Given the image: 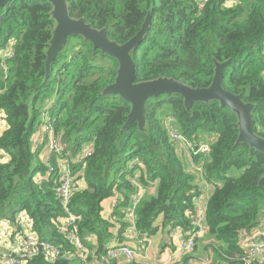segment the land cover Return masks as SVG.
I'll use <instances>...</instances> for the list:
<instances>
[{
    "label": "trees",
    "instance_id": "16d2710c",
    "mask_svg": "<svg viewBox=\"0 0 264 264\" xmlns=\"http://www.w3.org/2000/svg\"><path fill=\"white\" fill-rule=\"evenodd\" d=\"M72 19L84 18L109 38L125 44L150 17L144 40L132 52L136 82L172 78L192 88H208L216 63H227L223 88L256 106L255 131L264 138V0H67ZM53 6L45 0H11L0 11V51L9 46L14 56L0 69V110L7 129L0 149L8 156L0 164V219L16 223L26 212L42 242L74 248L59 233L67 217L55 190L58 176H46L40 159L45 146L34 150V136L43 116L53 126L76 160L70 166L78 188L70 200L77 217L78 236L94 254H101L112 239L114 224L102 217V202L121 196L114 216L121 232L130 225L126 209L136 192L133 181L155 196L142 198L136 207L139 235L153 236L162 219L168 226L188 231L185 212L193 209L205 182L213 188L208 200L207 239L217 244V260L244 264L240 234L264 224V154L237 144L238 118L218 101L195 103L189 109L180 95H161L146 102V130L134 122L123 129L131 104L119 95H102L115 82L118 61L80 36L69 37L46 77V60L56 23ZM50 103V104H49ZM174 128L187 141L211 147L209 156L195 157L204 176L187 171L183 143L171 139ZM207 136L212 142L206 143ZM88 154L83 155L84 147ZM53 165L57 160L53 159ZM241 172L229 177V173ZM41 173V180L35 176ZM199 179V181H198ZM95 238L96 244L91 239ZM197 249V246H196ZM195 251L190 254L193 255ZM189 255V256H190ZM28 264H69L61 258L48 262L43 254ZM252 264H264L256 260Z\"/></svg>",
    "mask_w": 264,
    "mask_h": 264
},
{
    "label": "built area",
    "instance_id": "2783aa9c",
    "mask_svg": "<svg viewBox=\"0 0 264 264\" xmlns=\"http://www.w3.org/2000/svg\"><path fill=\"white\" fill-rule=\"evenodd\" d=\"M209 0H200V8ZM239 0H228V4L232 5ZM14 56V49L5 51L2 55V60L7 61ZM3 68L7 71L5 62ZM2 111V110H0ZM4 113V111H2ZM0 114V123L4 121L3 113ZM5 115V113H4ZM46 116V115H45ZM6 120V116H5ZM38 130L44 131V135L48 137L46 150L50 154V160L48 165L47 177L56 174L58 176V184L56 186V196L63 205L67 217L60 219L61 227L58 229L59 233L66 239L72 248H74L73 254H79L80 259H87V249L78 236V221L80 217L75 216L69 207L70 200L74 196L75 192L80 188L78 180L73 175L71 169V162L76 159L72 157V153L67 150L62 140L61 134H55L53 126H50L46 120L38 127ZM4 129L0 125V137ZM169 134L172 140L177 144L183 143L186 150L188 163L187 171L194 174H200L204 176V166L196 165L195 157L202 155L207 157L211 153V147L207 144L195 145L193 142L187 141L181 134H179L174 128H169ZM89 147H84L83 155L81 158L88 154ZM1 150V149H0ZM4 152L3 150H1ZM55 156L57 165L51 164V157ZM7 160L6 155L0 154V164L5 163ZM35 180H41V173L35 176ZM199 181V179H198ZM208 186V183H204ZM133 185L136 188V192L130 196V205L126 209V221L130 223V227L135 228V212L139 202L144 198L145 189L139 181H133ZM207 206L203 196H198L194 199V207L191 210L185 212L187 221L192 226V230L187 232L185 238L181 239L176 253L179 257H186L192 254L197 246L198 238L204 236L208 232L207 224ZM167 230L173 235H177L181 230V227L168 226ZM15 237L16 244H11L6 248L1 247V241L6 238ZM69 237V238H68ZM150 236L143 235L141 245L146 248V245L150 244ZM239 246L243 251L242 260L244 264H252L256 260H264V224L260 227L253 228L252 230H245L240 234ZM143 251V249H142ZM141 251L133 249L126 245H115L112 247H106L105 250L98 255V261L100 264H111L119 261L122 258L128 262H135V260L141 256ZM43 254L45 259L51 262H56L61 258L70 257L71 252H65L62 246L56 245L52 242H42L38 233L34 230L33 222L27 219L22 224H18L17 221L12 227L8 225L6 220H3L0 225V264H28L35 256ZM143 264H168V262H162L157 260L144 261Z\"/></svg>",
    "mask_w": 264,
    "mask_h": 264
},
{
    "label": "water",
    "instance_id": "95a60500",
    "mask_svg": "<svg viewBox=\"0 0 264 264\" xmlns=\"http://www.w3.org/2000/svg\"><path fill=\"white\" fill-rule=\"evenodd\" d=\"M11 0H0V11ZM53 6L52 19L56 26L50 42L46 60V77L50 76L52 65L65 48L68 38L80 36L114 57L119 64L115 82L103 90L102 95H119L131 104V111L123 129H128L134 122L141 131L146 130V102L161 95H180L184 106L189 109L195 103L218 101L222 107L230 108L238 118L239 136L237 144H247L264 154V138L255 131L254 113L256 106L245 103L240 96L223 88L224 69L227 63H216L215 76L208 88H192L182 81L172 78H158L152 81L136 82V65L132 58L134 49L144 40L150 28L148 16L141 30L125 44H119L109 38L105 29H95L84 18L72 19L67 0H45ZM264 188V176L259 180Z\"/></svg>",
    "mask_w": 264,
    "mask_h": 264
},
{
    "label": "crops",
    "instance_id": "0c3cea01",
    "mask_svg": "<svg viewBox=\"0 0 264 264\" xmlns=\"http://www.w3.org/2000/svg\"><path fill=\"white\" fill-rule=\"evenodd\" d=\"M9 50V46H6L0 51V69L6 74V71L3 68V62L2 60V55L4 54L5 51ZM7 66V65H6ZM0 90V94H1ZM2 111H0L1 114ZM3 113V112H2ZM4 116V121L0 123L1 127L4 129V131L7 129L8 124L7 121L5 120ZM48 142V137L44 134L37 135L35 134L34 136V143L35 147L39 148L41 146H45L44 151L46 149ZM92 146V144L87 145V147ZM40 149V148H39ZM0 154L2 156L6 155L7 160H5V163L9 161V156L0 150ZM41 157V153H40ZM53 159L56 160L55 156L51 157V163L53 162ZM45 164L47 161L42 160ZM59 163V159H57ZM53 164V163H52ZM78 184L81 188L85 189L86 184L82 179L78 180ZM200 195L203 196V198L208 201L210 196L213 193V188L208 185L206 186L205 184H202L200 186ZM157 193L156 188H149L148 190H145L144 192V198L146 197H152L155 196ZM121 199V196L119 194L110 197L102 202V217L114 224V228L112 229L113 235L112 239L109 243L108 247L112 246H119V245H126L129 246L133 249L141 251V256L138 257L135 262H128L126 259L122 258L119 261L113 262L111 264H143L144 261H150V260H157V261H162V262H168V264H227L224 260H217L216 255H215V249H217V244L213 240H209L206 238V236H200L198 238L197 242V249L195 254L186 256V257H179L176 253L177 246L180 242L181 239L185 238L187 235L188 230L181 228V230L178 232L177 235L173 236L166 227L163 220L160 219L157 223L156 226L158 227V231L155 235L150 236V244L146 245V248L143 245H141V241L143 236L139 235L138 232L133 229L132 227L127 226L126 229L121 232V223L118 221L117 217L114 216L115 213V208L118 203V200ZM27 219H30L29 215L26 212H21L17 216V223L22 224L24 221ZM31 220V219H30ZM124 222H127L123 220ZM3 220L0 219V225ZM10 227L13 225L9 222L6 221ZM92 244H96L95 238L93 237L91 239ZM16 244V238L15 237H9L6 238L4 241H1V247L6 248L9 245ZM143 249V251H142ZM88 250V249H87ZM89 251V250H88ZM96 250L94 249L92 253L90 252V255H87V259L81 260L79 257V254H73L71 252L70 257H66L65 259L69 261V264H100L98 261V255L94 254Z\"/></svg>",
    "mask_w": 264,
    "mask_h": 264
},
{
    "label": "rangeland",
    "instance_id": "374dc122",
    "mask_svg": "<svg viewBox=\"0 0 264 264\" xmlns=\"http://www.w3.org/2000/svg\"><path fill=\"white\" fill-rule=\"evenodd\" d=\"M50 104V103H49ZM47 115V114H46ZM45 116V115H44ZM47 120H49V117H47ZM212 139H213V137L212 136H207V138H206V141H204V142H206V143H211L212 142ZM37 149V147H34V150H36ZM40 159L41 160H44V161H47L46 163H48L49 162V160H50V154L48 153V151L45 149V151L44 150H42V153H41V157H40ZM52 164V163H51ZM240 174H241V172H235V173H229V177H233V176H240ZM146 198V197H145ZM82 260V259H81Z\"/></svg>",
    "mask_w": 264,
    "mask_h": 264
},
{
    "label": "bare ground",
    "instance_id": "6f19581e",
    "mask_svg": "<svg viewBox=\"0 0 264 264\" xmlns=\"http://www.w3.org/2000/svg\"><path fill=\"white\" fill-rule=\"evenodd\" d=\"M43 120H46V117H45V116H43ZM36 134H37V135L44 134V131H41V132H40L39 130H37V131H36ZM68 238H69V237H68ZM47 261H48V260H47ZM48 262H51V261H48ZM53 263H55V262H53Z\"/></svg>",
    "mask_w": 264,
    "mask_h": 264
}]
</instances>
